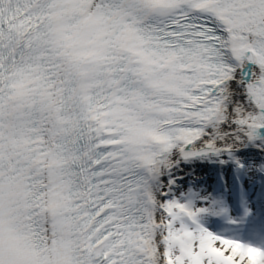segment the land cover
Listing matches in <instances>:
<instances>
[{
    "label": "snow or ice",
    "instance_id": "1",
    "mask_svg": "<svg viewBox=\"0 0 264 264\" xmlns=\"http://www.w3.org/2000/svg\"><path fill=\"white\" fill-rule=\"evenodd\" d=\"M0 264H264V0H0Z\"/></svg>",
    "mask_w": 264,
    "mask_h": 264
},
{
    "label": "bare ground",
    "instance_id": "2",
    "mask_svg": "<svg viewBox=\"0 0 264 264\" xmlns=\"http://www.w3.org/2000/svg\"><path fill=\"white\" fill-rule=\"evenodd\" d=\"M218 167H219L218 165L211 164L208 161H195L191 163L187 168H185V172H187L188 175L195 173V175L200 179L202 176H204L206 178V181H208V185H200V187L211 189L209 187L210 180L212 179L210 176L213 174L214 168H218ZM179 174L183 175L184 173L182 172ZM252 186L255 187L259 192H261L260 185H257L256 183H252ZM259 200L261 199L259 198Z\"/></svg>",
    "mask_w": 264,
    "mask_h": 264
}]
</instances>
